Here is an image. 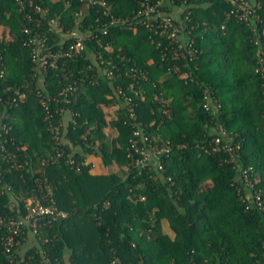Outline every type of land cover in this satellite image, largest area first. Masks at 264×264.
<instances>
[{"label":"trees","instance_id":"obj_1","mask_svg":"<svg viewBox=\"0 0 264 264\" xmlns=\"http://www.w3.org/2000/svg\"><path fill=\"white\" fill-rule=\"evenodd\" d=\"M35 1L48 8L47 18L60 16L66 28L80 25L95 30V18L100 15V21L105 20L95 11L98 6L87 10L78 0ZM105 1L112 13L123 16L140 2ZM174 2L185 8L180 17L189 13L190 34L198 48L197 58L181 66L190 73L186 81L169 71L171 63L150 42L152 31L144 27L136 33L117 30L103 37L101 44L93 39L87 47L105 53L109 43L116 66L124 62L127 68L137 65L143 70L148 77L141 80L147 90L145 99L130 92L139 88L130 73L119 75L114 70L115 78L109 80L104 72H97L89 56L81 55L59 59L44 75L46 90L30 84L25 100L8 110L10 135L20 148L25 147L22 154L30 160L28 171L10 170L7 163L2 164L4 180L12 185L13 193L38 190L34 179L40 172L32 168L54 150L47 128L51 118L45 117L50 111L57 121L55 99L67 84L74 89L68 102L60 104L75 115L65 132L69 141L65 151L76 146V163L93 155L119 165L118 171L96 172L92 161L79 169L64 160L47 163L44 168L54 198L67 215L43 227L41 239L34 241L38 246L29 248L26 255L37 256L35 251L42 248L59 264H264V78L256 71V53L264 52V0H257L247 21L227 18L231 5L222 0ZM76 10L80 12L74 14ZM26 26L32 24L15 0H0V50L5 69L0 88L21 86L30 79L33 63L23 45ZM118 84L137 102L136 120L145 125L151 141L170 146L168 154L153 158L144 167L132 161L138 153L129 139L137 126L113 90ZM205 89L211 95L208 110L203 108ZM153 91L167 99V107L151 98ZM9 94L0 89V112L7 109L4 99ZM110 107L115 108V115L104 113ZM221 131L226 132L237 163L228 161L229 151L203 150ZM239 167L250 169L249 183L239 174ZM103 202L108 206L103 207ZM22 203L19 210L23 213ZM19 210L7 193L0 195V215L18 217ZM1 236L0 229V264H22L17 263L21 248L16 249L12 263L2 253Z\"/></svg>","mask_w":264,"mask_h":264},{"label":"built area","instance_id":"obj_2","mask_svg":"<svg viewBox=\"0 0 264 264\" xmlns=\"http://www.w3.org/2000/svg\"><path fill=\"white\" fill-rule=\"evenodd\" d=\"M69 1V0H68ZM85 4V8L90 10L98 6L95 10L101 14L105 20L100 21V15L95 18V30L81 29L80 25H71L66 28L65 23L60 21V16L54 14L47 18L48 8L42 7L35 0H15L20 6V11L23 16L30 21L31 27H24L23 45L29 49L30 57L32 60V72L30 79L21 86H3L1 92L10 94L4 101V107L7 109L0 112V195L8 194L9 200L12 205L19 210V202L22 201L23 213L20 211L18 217L11 215H0V229L2 230L1 247L2 253L7 255L9 262H14L17 255L16 249H22V256L17 263L22 264H59L56 257L54 259L47 253L45 249L38 248L35 251L37 256L33 253L25 254L27 250L34 247V241L41 239V229L43 227L51 226L55 221L66 217L67 213L59 208L53 195V185L47 179L44 166L47 163L59 162L64 160L65 163L73 164L76 169L85 162H91L86 159L84 162L76 163L74 155L78 152L76 146H71L70 151H65V145L68 140L65 139V132L67 130L70 117L75 115V112L69 108L63 107L60 102H68V94L74 87L67 84L62 87L58 93V99H55L54 113L59 117L57 121H53V114L49 111L46 119L49 124L47 126L51 138L53 140L54 150L47 152L41 156L38 161V166L32 168L35 172H40V176L34 179L38 188L12 192V185L4 180L2 164L7 163L8 169H26L29 166L30 160L27 159L22 151L25 147H21L15 143L14 137L10 135L12 130L11 119L12 115L8 111L10 108L17 106L18 103L23 102L26 98L27 87L30 84L38 85L40 90H46L47 84H43L44 75L47 71L56 67L59 59L73 58L78 56H89L91 64L96 68L98 73H103L109 80H114L115 72L119 75L128 76L129 73L133 80L138 82L139 88L129 89L139 99H145L147 90L144 88L143 81L147 80V74L140 70L137 65L129 68L125 67L124 62L120 66L113 63L112 46L106 43L104 50L105 53L95 50V48H88L87 44L95 39L97 43L101 44L102 38L106 37L112 31L129 30L133 33L139 31L141 27L147 28L152 31L154 36L150 42L155 44V48L159 50L161 58L166 62H170L168 67L170 72L175 73L179 78L186 81L190 75L189 71L181 69V66H186L189 62L197 58L198 48L195 44L193 37L190 34L188 21L190 20L189 13L184 17L180 15L185 11V8L176 5L174 0H140L138 8L133 10L129 15H115L111 12V6L105 0H78ZM186 2V0H184ZM231 5V8L226 12L227 18H235L247 21L249 15L253 12L258 5L257 0H222ZM27 6V7H26ZM30 8V11L26 10ZM80 12L76 10L74 14ZM88 12V11H87ZM224 29V24L220 25ZM51 41L52 43H49ZM56 41L57 49L54 48ZM120 47H118V50ZM117 53L115 56H118ZM257 67L256 71L264 78V52L258 50ZM2 53L0 50V79L4 80V65L2 63ZM121 60V59H120ZM148 62H152L149 60ZM183 62V63H182ZM182 63V64H181ZM168 71V72H169ZM67 77V76H66ZM142 80V82H141ZM121 85H116L113 88L114 92L122 100L124 108L128 112L129 118L133 121L135 127L132 131V136L129 139L130 147L138 153V157L134 158L133 164L136 167H144L152 164L153 158H158L163 153L170 152V146L167 143H153L149 136L144 131L145 125L136 120L135 108L137 102L133 101L132 96L127 94L121 88ZM132 87V83L128 86ZM36 96L40 98L41 103L47 108L48 104L40 91L36 92ZM203 97L207 100L204 102L203 108L208 110L211 103V95L204 90ZM151 98L161 102L162 106H168V101L159 92L153 91ZM1 100V97H0ZM1 101V102H2ZM11 118V119H9ZM221 134H216L207 144L202 146L203 150L207 153H215L219 151H229L230 162L237 163V157L233 154L232 146L228 142V137L225 131ZM222 135V138L221 136ZM223 140V142H222ZM145 144V146L140 145ZM159 170L163 169L160 161L155 162ZM239 174L248 182V167H239ZM259 206H262L257 201ZM108 206L107 202H103V207ZM39 239V240H36ZM37 243V242H36ZM38 246V245H37ZM20 254V255H21Z\"/></svg>","mask_w":264,"mask_h":264},{"label":"rangeland","instance_id":"obj_3","mask_svg":"<svg viewBox=\"0 0 264 264\" xmlns=\"http://www.w3.org/2000/svg\"><path fill=\"white\" fill-rule=\"evenodd\" d=\"M104 113H107L108 116L115 115V108L110 107L108 110L104 111ZM110 130V129H109ZM88 160L92 161L93 163V170L96 172H113L118 171L119 165L114 162L112 159H110L108 162H103L102 159H99L95 156H89L87 158Z\"/></svg>","mask_w":264,"mask_h":264},{"label":"crops","instance_id":"obj_4","mask_svg":"<svg viewBox=\"0 0 264 264\" xmlns=\"http://www.w3.org/2000/svg\"><path fill=\"white\" fill-rule=\"evenodd\" d=\"M165 230H168L167 228H165Z\"/></svg>","mask_w":264,"mask_h":264}]
</instances>
